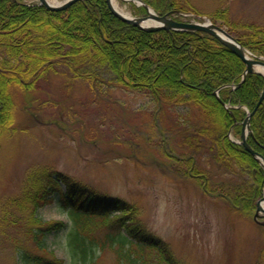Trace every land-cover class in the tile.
Wrapping results in <instances>:
<instances>
[{"label": "trees", "instance_id": "obj_1", "mask_svg": "<svg viewBox=\"0 0 264 264\" xmlns=\"http://www.w3.org/2000/svg\"><path fill=\"white\" fill-rule=\"evenodd\" d=\"M144 1L163 14L173 9L200 14L190 0ZM132 7L136 14L146 13L143 6ZM209 17L264 56L259 24L232 20L227 8ZM245 68L232 49L207 32L146 31L118 18L107 0H79L63 10L0 0V140L15 123L19 92L36 91L59 72L96 88L107 81L154 102L152 127L159 123L170 134L169 162L179 176L197 180L205 193L249 219L263 193L264 168L229 133L240 137L241 121L248 115L245 106L255 109L264 75L249 73L238 85ZM217 90L234 107L233 114ZM151 129L150 124L147 135ZM251 129L249 144L264 155V100L251 118ZM56 195L74 221L70 242L81 264H95L97 251L105 249L115 254L113 264H184L165 240L140 223L129 202L47 168L31 169L20 190L1 202L0 235L12 241L21 264H64L47 249L45 238L66 223L38 215ZM13 228L43 252L21 249Z\"/></svg>", "mask_w": 264, "mask_h": 264}, {"label": "rangeland", "instance_id": "obj_2", "mask_svg": "<svg viewBox=\"0 0 264 264\" xmlns=\"http://www.w3.org/2000/svg\"><path fill=\"white\" fill-rule=\"evenodd\" d=\"M190 1L202 20L227 8L232 20L264 29V0ZM119 3L136 14L129 1ZM69 78L55 73L36 91L18 93L15 123L0 140V207L20 190L31 169L47 168L129 202L140 223L165 240L184 264H264L263 226L239 216L224 200L205 193L197 180L171 168L170 134L159 123L152 127L156 107L149 97L106 80L96 88ZM150 124L154 130L147 135ZM38 215L66 223L45 238L47 249L64 264H81L70 242L75 224L60 207L58 195ZM20 231L11 229L20 235L21 249L43 252ZM97 254L95 264L115 262L109 249ZM0 264H21L12 241L1 235Z\"/></svg>", "mask_w": 264, "mask_h": 264}, {"label": "water", "instance_id": "obj_3", "mask_svg": "<svg viewBox=\"0 0 264 264\" xmlns=\"http://www.w3.org/2000/svg\"><path fill=\"white\" fill-rule=\"evenodd\" d=\"M79 0H65L63 2H50L49 0H40L42 4H44L47 8L52 10H62L68 8L73 3ZM128 1V0H127ZM136 1L138 4L144 5L147 9L146 15H132L125 12H121L113 6L111 0H107L111 11L121 20L124 22L133 24L138 26L147 31H156L160 29H168V30H183V31H205L217 37L224 45L232 49L246 64V69L243 72L242 81L239 83L241 84L247 74L252 72H261L264 74L263 71L259 70V67L264 68V58L254 56L251 51L245 48L241 42H239L232 34H230L227 29L217 23L212 21H186V20H178L175 18L176 15H187L182 13L180 10H172L165 14L158 13L153 7L149 4L144 2L143 0H131ZM216 95L220 101L221 97L219 95V90H217ZM264 99V89L261 94L260 100L256 106V108L248 114L245 120L242 122V133L241 139L237 142L242 144L248 151H250L255 158L262 164L264 167V156L259 152L255 151L252 146L247 141V136L249 133L252 132L251 129V117L255 113L256 109L259 107L261 102ZM223 102V101H222ZM223 104L231 109V106L225 102ZM231 113L233 112L230 110ZM264 196L257 201V210L255 213V220L264 225V220L260 218L264 217Z\"/></svg>", "mask_w": 264, "mask_h": 264}, {"label": "bare ground", "instance_id": "obj_4", "mask_svg": "<svg viewBox=\"0 0 264 264\" xmlns=\"http://www.w3.org/2000/svg\"><path fill=\"white\" fill-rule=\"evenodd\" d=\"M49 1H50V2H53V3H54V2H57L56 0H49ZM111 2H112V4H113V6L115 7V9H117V10H119V11H121V12L128 13V12L126 11V9H125L124 7L121 6V4L119 3V0H111ZM70 6H71V5H70ZM128 14H130V13H128ZM258 69L264 72V68H263V67H259Z\"/></svg>", "mask_w": 264, "mask_h": 264}]
</instances>
